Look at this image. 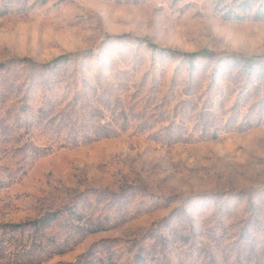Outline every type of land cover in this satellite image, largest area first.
Masks as SVG:
<instances>
[{
    "label": "rangeland",
    "instance_id": "obj_1",
    "mask_svg": "<svg viewBox=\"0 0 264 264\" xmlns=\"http://www.w3.org/2000/svg\"><path fill=\"white\" fill-rule=\"evenodd\" d=\"M0 264H264V0H0Z\"/></svg>",
    "mask_w": 264,
    "mask_h": 264
}]
</instances>
